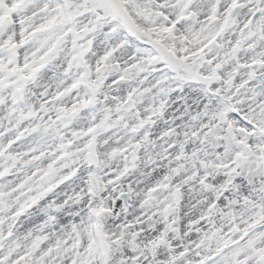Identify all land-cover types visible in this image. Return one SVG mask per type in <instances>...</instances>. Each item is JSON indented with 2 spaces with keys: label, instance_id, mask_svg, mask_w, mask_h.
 Segmentation results:
<instances>
[{
  "label": "snow or ice",
  "instance_id": "snow-or-ice-1",
  "mask_svg": "<svg viewBox=\"0 0 264 264\" xmlns=\"http://www.w3.org/2000/svg\"><path fill=\"white\" fill-rule=\"evenodd\" d=\"M0 264H264V0H0Z\"/></svg>",
  "mask_w": 264,
  "mask_h": 264
}]
</instances>
